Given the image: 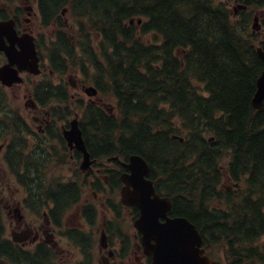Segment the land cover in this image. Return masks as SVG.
Instances as JSON below:
<instances>
[{"label": "trees", "instance_id": "trees-1", "mask_svg": "<svg viewBox=\"0 0 264 264\" xmlns=\"http://www.w3.org/2000/svg\"><path fill=\"white\" fill-rule=\"evenodd\" d=\"M63 5L58 0L40 3L43 24ZM73 5L92 15V24L73 18L85 29L74 38L78 47L57 31L49 58L59 65L63 55L70 61H93L99 95L113 100L111 113L96 104L84 106L88 121L81 127L85 134V126L93 131L92 142L84 136L94 157L142 155L151 165L157 191L172 198L171 214L197 225L213 264H264V103L258 110L251 106L263 61L251 35L250 41L245 39L225 8L210 0H82ZM136 16L145 20L139 29L129 23ZM90 31L97 34L94 47ZM146 33L158 42L144 41ZM39 86L53 97V85ZM177 128L187 133L182 141L171 137ZM28 133V124L0 85V139L8 140L9 164L28 190L25 201L38 202L44 195L54 204L51 213L62 216L77 203L81 188L58 179L46 185L40 173L31 175ZM228 155L233 176L247 177L246 193L208 190L209 184L210 189L215 186L219 159ZM22 160L25 168L19 174ZM107 180L114 193L119 171L109 170ZM113 200L106 231L108 238L117 235L121 240L118 256L124 259L133 238L122 227V204ZM216 202H224L227 212L209 208ZM91 214L93 224L92 208ZM136 216L137 209L131 208V218ZM79 234L68 231L70 238ZM217 246L224 262L216 259Z\"/></svg>", "mask_w": 264, "mask_h": 264}, {"label": "water", "instance_id": "water-1", "mask_svg": "<svg viewBox=\"0 0 264 264\" xmlns=\"http://www.w3.org/2000/svg\"><path fill=\"white\" fill-rule=\"evenodd\" d=\"M0 51L7 57V62L0 66L2 84L11 86L22 82L19 72L23 70L39 73V56L33 37L28 33L19 36L11 19L0 21ZM259 54L264 60V54L260 51ZM85 92L95 95L96 89L89 86ZM263 100L264 69L257 79L252 106L259 108ZM63 134L69 145L74 143L83 152L82 168H87L90 164L89 154L76 119L70 122V128L64 130ZM123 165L129 172L121 177L125 184L121 188V200L124 204L135 205L139 209L133 225L141 233L140 242L144 253L151 255V264H212V260L203 255V240L195 225L185 217L168 216L171 200L155 192L152 180L147 178L150 172L147 161L138 154H131L128 163ZM101 240L105 241L103 232Z\"/></svg>", "mask_w": 264, "mask_h": 264}, {"label": "flooded vegetation", "instance_id": "flooded-vegetation-1", "mask_svg": "<svg viewBox=\"0 0 264 264\" xmlns=\"http://www.w3.org/2000/svg\"><path fill=\"white\" fill-rule=\"evenodd\" d=\"M29 0H21V4L23 5L22 10L25 12L26 17H23L25 24H22L18 19L17 15H13L15 27L17 32H33L31 28L32 18L37 15L36 9L31 5H25ZM51 1V0H35L36 5L42 2ZM59 2L67 3V2H78L81 3L82 0H58ZM228 1V0H227ZM264 0H231L230 3L236 4L237 7L234 8L235 17L245 16L247 19L242 21L238 20V25L241 27H246L250 29V12L252 16L257 21L255 24L258 28L257 32L252 31V33H256L258 35L264 34V8L261 7V4ZM27 13L29 16L27 17ZM256 29V28H255ZM264 37V36H263ZM71 69V68H70ZM77 72L79 71L76 69ZM75 74L70 73L69 78H73L74 86H78L79 82L75 79ZM34 98L39 100V97L36 93H34ZM36 105L33 109H31L32 120L35 123V130H32L31 134V144L33 147L31 149L32 152V160H35L39 157H43L42 153H38L35 149L39 147L40 143L36 146L34 145L37 140L40 139L41 142L50 135L49 133V111L44 107V103L35 101ZM7 146H4L1 151L2 153L6 152ZM63 150L66 154H68V159L70 163H73L75 169L81 172L83 175L85 174V179L88 180L89 184L94 183V177L96 173L99 171V168H95L94 171V159L92 164L89 167V171L87 173L81 171L80 169V161L82 158V153L77 149L70 147L66 144L65 140L63 141ZM52 148V147H51ZM38 153V155H37ZM49 154H52L49 152ZM106 183V180L101 181V185L103 186ZM230 184L231 180L225 176V180L223 184ZM227 187H231V185H227ZM6 189L8 186L5 187ZM106 190V189H105ZM3 200V199H1ZM4 212L6 215L11 217L9 218V224L6 225L4 222V218L0 214V264H57L56 263V251L50 253L48 249L58 248V242L56 240V232L59 236L65 235L67 236L68 229H76L77 231L82 230V222L79 220L76 223V219H78V215H74L75 221H71L70 226H66V221L53 219L51 216L49 219L47 217H43V222L40 220H34V218H27L24 213H22L23 206L20 202L11 203L8 199L3 200L2 204ZM30 208H28L29 210ZM65 225V226H64ZM9 228L11 233L6 232V229ZM56 231V232H55ZM69 237V236H67ZM70 238V237H69ZM71 239V238H70ZM75 240V239H74ZM76 243L80 244L81 249L83 248V238L82 236L76 238ZM88 242H85L87 245ZM7 249L11 250L8 251ZM64 249H60L59 253V264H66L60 261L64 260L63 256ZM116 259V252L111 245H107L106 247H102L99 244L98 248V258L97 264H114ZM144 259V260H143ZM66 261V260H64ZM136 261L139 264H149L147 260V256H145L142 252L140 256H136ZM137 262H135L137 264Z\"/></svg>", "mask_w": 264, "mask_h": 264}, {"label": "rangeland", "instance_id": "rangeland-1", "mask_svg": "<svg viewBox=\"0 0 264 264\" xmlns=\"http://www.w3.org/2000/svg\"><path fill=\"white\" fill-rule=\"evenodd\" d=\"M218 1H225V0H218ZM31 4L33 7L36 8V2L35 0H29L25 5ZM23 5L21 4V0H0V13L2 15H5L7 18L12 17L14 14H16L18 16V19L20 20V22L22 24H25L23 17H26L25 12L22 10ZM36 12H37V8H36ZM254 22L251 18H250V24ZM31 28L33 30V34L36 35V39H38L40 41V50H41V54L43 56V68H42V72L40 75L38 76H33V75H29L26 76L28 77V80L25 81L22 84L19 85H14L11 88H6V95L7 98L10 102V106L12 108H18L20 113L27 119V122L30 124V126L35 130V123L32 120V113L31 111L27 108L24 107V102L26 101L27 98V94H29L30 92H32V88L34 85L42 82V81H50L51 83H63L65 85V83H68L67 86H69V82H68V76L70 73H74L75 74V79L76 81L79 82V84L87 82V84H92L90 83L91 80H84L83 76L80 74V71L77 72L76 69H78V66H73V65H68L66 68V73L64 74H58L55 69L52 67V65L50 64V60H49V51L47 46H49V42H50V37H52L53 33H54V26L50 25L47 27H42L40 25V20L38 17V13L35 17L32 18V22H31ZM70 25L72 24V22H69ZM263 38V37H262ZM259 38V39H262ZM143 40H145L146 42H157L158 38L152 36L151 34L149 35H145L143 36ZM71 68V69H70ZM79 70V69H78ZM70 93L72 95V103L75 104L76 101H78L79 99H82L83 101H86L87 96H85V94L82 92L81 87L77 88L75 90H73L72 88H70ZM94 100L96 101V99L94 98ZM108 102L113 103L111 100H109ZM62 106V105H61ZM46 110H48L51 114H54L53 108L55 109V111L57 112V116L60 115V110L63 111V108H59L56 105V102H47L46 103ZM78 112L80 114V111L76 108L73 109L72 114ZM69 115L68 116V120H70L73 115ZM79 117V115H78ZM57 118V117H56ZM55 116H50V120L53 124H55ZM57 125L59 128H61L62 123L58 122ZM55 132H57L56 129H54ZM50 144L53 146V149L57 152L58 155H62V151L60 143L56 140L51 141ZM42 148H47V143H43L41 144ZM56 158V157H55ZM53 159V161L49 163V168L45 171L46 173V177H58L59 175H61L62 180H67L69 177H71L72 179L77 180L78 182H80L81 180H83V175L78 173L77 175L73 174V171L75 170V166L73 165V163H65L63 165H55L56 163V159ZM64 160H67V156L64 157ZM94 167V171H95ZM8 186V188L6 189L5 187ZM82 198H81V203H89L91 202L97 210V218H96V224H94V226L91 225H87L85 224V220L83 219V217H78V219H76V223L79 222V220L83 223L82 224V229L85 230L87 233L90 234V247H89V251H90V255H89V264H97V258H98V248H99V235H100V231L103 228V222L105 221L106 217L109 215L105 205H102V201L104 200V197L101 194V191L96 189V188H92L91 185H89L88 187L86 186V183H84L83 187H82ZM25 197V191L23 189L22 186H20L17 182H14L13 178L10 176L7 167H6V163L5 160L3 158V154L0 155V203L1 205L3 204V200L8 199L11 203H17L20 202L22 204L23 198ZM3 199V200H1ZM104 204V203H103ZM23 206V205H22ZM74 209L70 210L67 215H66V226H70L71 225V221H75V218L73 217V212ZM22 213L25 214V216L27 218H34V220H40V222H43V220H41V216H36L34 213H30L29 211H27L26 208L23 207ZM125 219L127 220V217H129L127 215V211H125ZM3 220L5 222L6 225L9 224V216L6 215V212L3 211ZM128 222V220H127ZM131 224V222H130ZM7 228V227H6ZM6 232L11 233V230L9 228L6 229ZM56 232V231H55ZM131 234L133 235V229H132V224H131V229H130ZM56 240L58 242V248L56 250V263L59 264V253L58 251L60 249H64V256L63 259L66 260H61L60 261L62 263H66V264H80L82 262L83 255L81 254V250L79 246H75L71 243L68 242L67 239H65L62 236H59L58 233L56 232ZM85 242V241H84ZM137 242V240H136ZM113 247H115L117 250L119 249V242H117L116 239H114V243H113ZM134 251H135V247H134ZM131 253V255L129 256V263L130 264H136V256H140L139 253ZM215 256L219 257V259H223V252L222 249H219L218 251L214 252ZM88 264V263H87ZM137 264H139V262H137Z\"/></svg>", "mask_w": 264, "mask_h": 264}]
</instances>
